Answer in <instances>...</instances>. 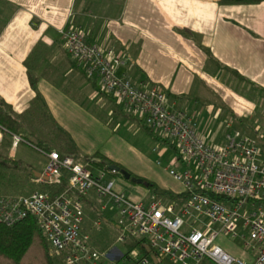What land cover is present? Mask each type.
<instances>
[{"label": "crops", "instance_id": "0c3cea01", "mask_svg": "<svg viewBox=\"0 0 264 264\" xmlns=\"http://www.w3.org/2000/svg\"><path fill=\"white\" fill-rule=\"evenodd\" d=\"M219 1L0 0V102L20 116L38 95L77 155H100L123 167L116 150L128 147L119 145L114 131L124 123L135 134L143 125L68 56L59 31L71 28L87 43L113 50L124 62L118 76L136 86L159 88L172 109L194 117L202 138L217 142L226 124L238 130L251 114L264 113V0L248 5ZM36 46L41 61L32 88L25 62ZM101 115L116 123L113 132L102 124ZM3 139L10 142L8 136ZM21 146L33 149L27 143L10 147L8 158L23 163L18 159ZM113 179L115 191L124 193ZM83 206V234L103 222L119 230L114 208L102 211L92 192L83 198Z\"/></svg>", "mask_w": 264, "mask_h": 264}, {"label": "built area", "instance_id": "2783aa9c", "mask_svg": "<svg viewBox=\"0 0 264 264\" xmlns=\"http://www.w3.org/2000/svg\"><path fill=\"white\" fill-rule=\"evenodd\" d=\"M59 36L86 77H97L101 91L116 105L174 147L184 170H171L169 175L189 196L181 203L133 202L115 191L114 172L92 171L74 157L36 150L45 164L32 181L46 190L27 197H0V224L13 226L33 218L49 242L50 254L62 256L64 264H106L105 254L93 250L82 233L83 198L92 192L102 211H116L120 243L144 240L153 251L151 258L138 252L140 264H201L204 259L248 264L214 244L220 235L240 238L243 248L251 251V264H264V156L258 141L226 124L219 141L207 142L194 117L172 109L159 88L136 86L118 76L124 62L113 50L87 43L76 29L60 30ZM3 136L9 137L12 149L25 143L0 125V141ZM152 152L161 158L167 150Z\"/></svg>", "mask_w": 264, "mask_h": 264}, {"label": "trees", "instance_id": "16d2710c", "mask_svg": "<svg viewBox=\"0 0 264 264\" xmlns=\"http://www.w3.org/2000/svg\"><path fill=\"white\" fill-rule=\"evenodd\" d=\"M257 0H220L221 5H248L257 3ZM39 47H35L25 62L27 76L32 88L35 87L36 78L34 70L38 67L41 56ZM0 125L8 132L16 134L30 145L34 150L57 151L60 155L74 157L77 160V152L69 138L59 130L50 120L45 111L41 99L36 95L30 102L28 109L20 116L8 111L0 102ZM143 125V124H142ZM143 128L165 147L175 152L174 147L166 140L156 136L150 129L143 125ZM11 142L3 139L0 144V197H27L35 191H45L46 187H38L32 183L34 171L19 161L8 158V150ZM93 159L108 161L111 165H116L125 170L118 164L110 160L95 155L82 164H87L92 171L102 170L108 172V167L102 162H92ZM78 161V160H77ZM127 171V170H126ZM128 172V171H127ZM133 177L132 174H130ZM112 177H123L115 173ZM150 190H155V186L143 180ZM208 195V194H207ZM189 193L182 192L176 197L181 200L186 199ZM211 196V195H209ZM211 198H213L211 196ZM226 201L225 199H217ZM127 252L123 256L128 258L130 253L138 251L146 257L155 256L144 240L132 239L123 243ZM0 264H64L62 256H52L50 254L49 242L41 234L37 222L33 218H27L13 226L0 224ZM201 264H213L204 259Z\"/></svg>", "mask_w": 264, "mask_h": 264}, {"label": "rangeland", "instance_id": "374dc122", "mask_svg": "<svg viewBox=\"0 0 264 264\" xmlns=\"http://www.w3.org/2000/svg\"><path fill=\"white\" fill-rule=\"evenodd\" d=\"M101 122L107 128L113 132V128L116 123L110 121L108 117L101 115ZM255 120H258L255 122ZM110 121V122H109ZM217 126L221 125V120L216 118ZM212 120L210 127L212 125ZM226 122L224 123L225 126ZM137 133H132L126 124L121 123L119 128L114 131V136L117 139L119 145L128 147V149L120 148L116 150V155L121 157L122 166L133 175V178L146 180L155 186V190L148 189L143 184H134L130 181H126L120 177H114L117 185H121L122 192L129 196L131 199H135L143 204H149L151 202L167 203H181L182 200L174 198L170 200V196L176 197L184 189L181 184L176 182L170 175L169 171L173 170L181 173L184 170L182 164L177 163V157L173 151L166 147L167 152L161 157H157L153 153V149L160 150L165 146L157 141L154 136H151L143 127H138ZM240 132L253 137L258 141L259 148L264 151V113L254 114L250 118L246 119L244 124L238 129ZM119 150V153L117 152ZM133 152V153H132ZM138 153L143 158V161L136 157ZM18 159H21L24 165L30 164L36 173L43 171V158L35 150L26 146H21V151L18 154ZM88 158L78 154L77 160L83 163ZM159 162V165L157 163ZM136 167V168H133ZM90 168V167H88ZM91 169V168H90ZM117 189V188H116ZM115 220V217H114ZM203 220V219H202ZM203 229V228H201ZM216 229V226L213 227ZM84 233L89 237V244L92 249L98 253L105 254L106 264H140V255L138 251L130 253L128 258L123 256L127 250L123 243L119 242L120 231L117 230L114 225L110 223H102V226L92 228L90 231L88 228L84 230ZM244 241L240 238L231 239L220 235L214 242L227 254L240 259L246 263L249 257H251V251L244 249Z\"/></svg>", "mask_w": 264, "mask_h": 264}, {"label": "water", "instance_id": "95a60500", "mask_svg": "<svg viewBox=\"0 0 264 264\" xmlns=\"http://www.w3.org/2000/svg\"><path fill=\"white\" fill-rule=\"evenodd\" d=\"M92 162H95V163L102 162L105 166L108 167L109 171L120 174L123 177V179L126 181H130L134 184H143L144 183L143 180L131 177L129 172H127L126 170L120 169L116 165H111L110 162H108V161H102L100 159H93ZM40 175H41L40 173L34 172L35 177L38 178V177H40ZM145 185H148V183H145ZM152 260L155 263V259L152 258Z\"/></svg>", "mask_w": 264, "mask_h": 264}]
</instances>
